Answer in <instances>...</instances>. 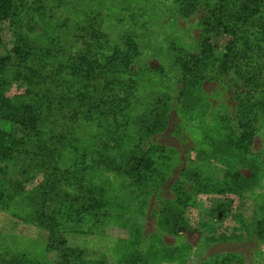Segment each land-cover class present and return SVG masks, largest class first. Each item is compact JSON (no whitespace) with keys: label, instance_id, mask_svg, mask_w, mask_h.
I'll list each match as a JSON object with an SVG mask.
<instances>
[{"label":"rangeland","instance_id":"rangeland-1","mask_svg":"<svg viewBox=\"0 0 264 264\" xmlns=\"http://www.w3.org/2000/svg\"><path fill=\"white\" fill-rule=\"evenodd\" d=\"M41 1L46 20L33 22V31L25 21L22 32L39 49L61 48L54 66H68V57L80 51L74 31L88 16L96 17L112 45L125 49L133 38L139 53L130 107L119 125L83 120L65 132L71 140L61 152V169L84 172L106 201L98 222L88 214L69 217L66 209L59 217L70 245L85 251V264H264V107L258 108L264 105V9L260 26L248 27L246 37L256 85L241 92L244 82L234 70L219 71L224 33L212 35L215 48L202 66L184 59L201 58L209 11L223 3L236 9L241 0ZM125 76L116 75L118 89L126 90ZM245 98L255 106L254 134L241 144L237 114ZM0 129L25 137L21 127L1 119ZM132 154L154 163L141 184L125 174ZM29 164L23 156L0 159V193L9 198L0 208V263L60 264L47 250L49 232L30 218L45 174ZM58 205L53 196L48 213Z\"/></svg>","mask_w":264,"mask_h":264},{"label":"trees","instance_id":"trees-1","mask_svg":"<svg viewBox=\"0 0 264 264\" xmlns=\"http://www.w3.org/2000/svg\"><path fill=\"white\" fill-rule=\"evenodd\" d=\"M196 2L193 1V4L196 5ZM263 9L264 0H241L236 9H229L223 3L210 10L203 20L201 58L190 54L184 58L185 64L202 66L215 48L211 43L212 35L221 32L228 36L226 51L219 66L221 75H229L234 70L244 82L239 87L241 92L256 85L258 72L248 53L252 47L247 39V28L260 26ZM46 13L41 0H0V48L4 51V55L0 54V119L18 125L25 132V137L18 139L0 129V159L27 157L31 162L27 166L29 169L44 172V179L32 197L30 218L37 227L49 232L47 250L57 255V262L85 264V251L70 245L68 233L62 230L59 217L66 209L65 214L69 217L88 214L98 222L106 201L96 195L84 172L61 169V152L70 145L71 140V136L65 132L69 123L83 120H104L114 127L119 125V119L130 107L129 85L134 82L133 63L139 53L133 38L125 43V49L112 45L96 17L88 16L74 31L75 38L82 45L80 51L68 57V66H54L51 60L61 48L54 44L51 48L39 49L22 32L25 21L29 30L33 31V22L46 20ZM118 73L126 75V90L117 88ZM254 107L246 98L240 102L237 117L242 130L239 135L241 144L251 142L253 138L254 122L250 117ZM260 107L264 105L260 103ZM100 166L115 167L113 162H108V165L102 162ZM153 166L150 157L132 154L125 174L141 184L153 171ZM66 186L72 187L74 192L67 190ZM17 189L23 188L19 184ZM53 196L59 205L49 214L47 209ZM8 205L9 198H6L5 192H1L0 208ZM259 226L264 230V219ZM0 264H16V260Z\"/></svg>","mask_w":264,"mask_h":264}]
</instances>
